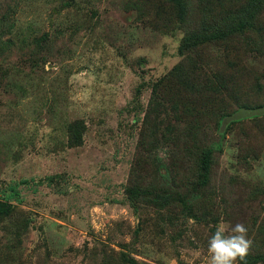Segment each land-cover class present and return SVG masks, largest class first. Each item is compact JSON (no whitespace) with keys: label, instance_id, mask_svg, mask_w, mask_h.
Instances as JSON below:
<instances>
[{"label":"rangeland","instance_id":"obj_1","mask_svg":"<svg viewBox=\"0 0 264 264\" xmlns=\"http://www.w3.org/2000/svg\"><path fill=\"white\" fill-rule=\"evenodd\" d=\"M125 1L0 0V192L18 184L11 199L17 224L0 228V264H210V237L199 227L177 238L179 223L175 229L166 215H137L124 203L149 89L141 107L128 106L138 85L180 61L182 37L132 26L136 13L123 12ZM44 36L37 49L34 40ZM247 39L234 42L237 54L209 52L218 62L236 60L241 84L249 91L260 84L251 96L261 104L264 40L252 46ZM75 120L86 130L82 145L70 148L68 126ZM50 176L62 179L47 186ZM212 191L226 234L256 219L246 228L257 249L264 120L235 126L226 137Z\"/></svg>","mask_w":264,"mask_h":264},{"label":"trees","instance_id":"obj_2","mask_svg":"<svg viewBox=\"0 0 264 264\" xmlns=\"http://www.w3.org/2000/svg\"><path fill=\"white\" fill-rule=\"evenodd\" d=\"M127 1L123 12L136 13L132 26L163 36L181 31L182 37L177 52L180 61L159 79L138 85L128 106L141 107L142 92L149 89L147 105L140 109L143 116L124 203L137 215L151 210L166 215L170 225L179 223L177 238L195 233L194 225L211 237L221 223L212 191L216 155L235 126L264 120V103L258 104L251 96L253 91L259 92L257 81L252 91L241 84L236 60L222 57L218 62L217 53L213 55L209 49L237 54L234 42L246 44L249 38L255 46L264 40V0ZM253 32L259 33L258 41H253L257 36ZM45 42L46 36L34 40L37 49ZM68 129V146H81L84 122L75 120ZM56 179L62 178L44 180L51 186ZM17 186L10 184L0 192V228L6 222L17 224L18 212L11 201ZM4 190L11 194L6 196ZM255 220L244 223L245 227ZM255 233L262 239L261 245L257 249L251 246L239 264H264V222H259Z\"/></svg>","mask_w":264,"mask_h":264},{"label":"clouds","instance_id":"obj_3","mask_svg":"<svg viewBox=\"0 0 264 264\" xmlns=\"http://www.w3.org/2000/svg\"><path fill=\"white\" fill-rule=\"evenodd\" d=\"M247 232L243 223L232 226L230 234H226L225 228L218 227L208 241L210 264H237V261H245L252 245Z\"/></svg>","mask_w":264,"mask_h":264}]
</instances>
